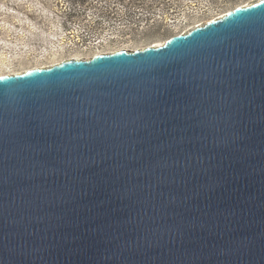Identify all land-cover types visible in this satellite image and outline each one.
I'll use <instances>...</instances> for the list:
<instances>
[{"label": "water", "instance_id": "obj_1", "mask_svg": "<svg viewBox=\"0 0 264 264\" xmlns=\"http://www.w3.org/2000/svg\"><path fill=\"white\" fill-rule=\"evenodd\" d=\"M0 264H264V0L0 75Z\"/></svg>", "mask_w": 264, "mask_h": 264}, {"label": "rangeland", "instance_id": "obj_2", "mask_svg": "<svg viewBox=\"0 0 264 264\" xmlns=\"http://www.w3.org/2000/svg\"><path fill=\"white\" fill-rule=\"evenodd\" d=\"M132 1L0 0V75L161 43L255 0Z\"/></svg>", "mask_w": 264, "mask_h": 264}, {"label": "trees", "instance_id": "obj_3", "mask_svg": "<svg viewBox=\"0 0 264 264\" xmlns=\"http://www.w3.org/2000/svg\"><path fill=\"white\" fill-rule=\"evenodd\" d=\"M73 1H77L78 3H80V4H84L86 1H88V0H73ZM137 1H139V2H137ZM137 3H141V1L140 0H133L132 1V4H137ZM110 13H112V11H109ZM170 36H173V35H169V36H166V38L168 39ZM84 38L83 37H81V40H83Z\"/></svg>", "mask_w": 264, "mask_h": 264}, {"label": "bare ground", "instance_id": "obj_4", "mask_svg": "<svg viewBox=\"0 0 264 264\" xmlns=\"http://www.w3.org/2000/svg\"><path fill=\"white\" fill-rule=\"evenodd\" d=\"M169 38H170V37H169ZM169 38H168V39H169ZM164 41H166V40H164ZM164 41H162V42H164ZM157 44H159V43H157ZM69 59H70V58H69ZM11 74H14V73H11Z\"/></svg>", "mask_w": 264, "mask_h": 264}]
</instances>
